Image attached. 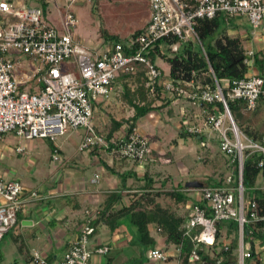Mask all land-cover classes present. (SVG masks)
<instances>
[{
    "label": "built area",
    "instance_id": "built-area-1",
    "mask_svg": "<svg viewBox=\"0 0 264 264\" xmlns=\"http://www.w3.org/2000/svg\"><path fill=\"white\" fill-rule=\"evenodd\" d=\"M148 1L150 19L141 34L129 43L89 51L74 40L73 33L79 23L72 7L74 0H65L60 27L49 22L42 7H16L1 0L0 139L14 134L28 141L48 139L55 143L70 129L83 128L86 135L80 152L96 148L111 150L122 159L144 165L152 149L149 139L137 127L127 133L124 125L119 135L108 139L93 125L95 103L111 100L114 93L121 94L122 85L117 84L122 75H132L143 68L146 88L157 106L180 99L197 106L220 102L223 112H215L201 121L195 120L199 117L184 118L183 122L185 133L200 139L202 147H208L209 140L204 138L209 139L211 130L215 131L218 148L229 158L233 169L220 186L189 189L196 203L190 205V215L183 226L184 235L193 244L188 264H209L200 252L214 251L221 225L230 222L237 226V263L254 260L256 264L260 259H254L252 251L246 248V237L249 227L264 223V212L254 196L248 197L243 173L245 161L252 154L263 156L259 168H264V137L256 140L238 127L227 98L244 101V113L255 112L258 100L264 98V79L247 75L223 85L216 80L215 89L195 85L193 81L176 84L164 75L150 54L162 40L176 39L178 42L171 46L173 51L178 50L180 42H200L196 31L198 22L218 15L246 19L253 30H259L264 23V0ZM253 57L254 52L248 50L245 62L250 67ZM25 66L31 68L25 69ZM224 88H229L227 95ZM16 153L23 154L24 149L18 147ZM52 160L63 161L58 146L53 148ZM25 194L26 188L20 181L5 180L0 175V244L17 222ZM31 197L37 199L41 195L32 191ZM95 231L90 220L59 264H91L94 254H108V246L91 248ZM175 251L177 264H183L182 247L177 246ZM173 256L163 249L149 252L152 261L169 262ZM32 257L34 264H50L39 253Z\"/></svg>",
    "mask_w": 264,
    "mask_h": 264
},
{
    "label": "crops",
    "instance_id": "crops-1",
    "mask_svg": "<svg viewBox=\"0 0 264 264\" xmlns=\"http://www.w3.org/2000/svg\"><path fill=\"white\" fill-rule=\"evenodd\" d=\"M7 1L10 3L13 2L27 3L29 0H7ZM30 1L38 3L40 6H42L44 10L48 7L50 2V0H30ZM13 4L15 5L16 3ZM64 4L65 1L61 3V7L58 6L57 8V19H55L54 17H52V20L51 18L48 19L49 21L52 22V24L59 27L61 26V22H62V16L64 12L62 8ZM45 14L46 17L48 18V14L46 10H45ZM246 21L247 20L244 19L242 20V22L245 24L246 29H244L241 26L242 27L241 30L240 29L237 30L240 33V37L246 39V41L250 44L255 43V45L258 46L257 51H262V50L264 51V23L261 29L253 30L249 22ZM74 40L78 45L83 46L78 39L75 38ZM248 50L253 52L255 51L254 49H248ZM253 75H258V72L252 66L249 70L248 76H253ZM117 85H121V84L119 83ZM115 96L118 95H115L114 93L112 97V101L110 102L109 100L107 101V103L105 102L106 103L105 105L106 106L111 105ZM99 106H101L100 102L95 103V111L98 109ZM118 106L119 104L114 107L117 108ZM111 108H113V106ZM190 108L195 109V105L186 99H180L177 100L176 102L169 104L166 107L161 108L160 110L153 111L151 114L141 118L136 126L139 132L145 137H147L148 136L147 132L139 128L140 122H142V120L144 119H148L147 121L150 122L149 125L151 129L156 128L157 124L155 125L154 120L150 119L149 117H152L153 115H154L153 117H155L157 112L160 115L161 118L160 120H162L160 121L161 125L164 126L165 124L167 125L169 123H172L171 124L172 131L174 132V130L176 129L178 134H180L179 135L180 141L177 142L178 145H181L180 142L182 140H186L187 142L188 140L195 139L190 137L187 133H185L183 129L184 118H190V120L192 119L194 120L195 117H199V119H195L196 121L197 120L199 121L200 119L202 120V118H204V113L202 110L201 113L199 112H196L197 114L194 113V117H192V115L191 116L188 115V110ZM114 112H116V110ZM95 113L96 112H94L93 125L95 126L96 131L107 136L109 134L110 128L113 126L112 120L114 118L110 116L109 117L100 116V118L96 122L95 117L97 116L95 115ZM133 114H134V110H133ZM165 118L168 121L169 120L170 121L168 123H165L164 121ZM116 120H120V119H116ZM145 124H147V122ZM123 126L124 125L122 124L121 128L118 131H116L114 134L119 135L121 130H123ZM168 129L170 128L168 127ZM83 138L84 136L80 138L78 145L79 147ZM197 140L201 145L200 139ZM204 140L205 141L209 140L208 147L207 148L205 147L207 151L211 150L212 152V150H215V145L218 147V140L216 137L214 138L211 137L210 135L209 139L206 137L204 138ZM150 143L153 145V142L150 141ZM56 146L60 148L63 161L60 163L54 162L52 160V154H51V161L54 163V171L51 174H48L47 178L46 177L43 178L42 182L40 184H37L36 186L24 185L20 180H18L26 188V194L24 195L23 198L24 206L22 210L18 213L17 222L12 227V229L16 228L17 229L16 233L19 236H22L23 233H27L29 239L28 246L29 249L31 250L30 251L31 255H33L34 253H39L43 258H45V260L48 263L59 264L63 260L64 253L69 248L70 244L78 238L81 229L86 224H88L90 220H92V225L95 227L96 231L91 238L92 239L91 248L95 249L103 246H108L110 251L106 255L94 254L91 259V264H113V262H115L114 260L117 257L113 258L111 256L112 255L121 256L122 254H125L124 253L125 250L131 246H133L134 248L142 247L144 250L142 255H144L146 251L147 253H149L153 249L166 250L170 252L171 255H174L168 263L177 264V259H176L177 257H175L176 255L175 249L177 246L168 245L165 242V239L159 235V231L157 230L156 226L154 225L151 226V235L156 238L157 244L154 248L150 247L148 249H145V247L138 242L136 228L134 225L131 224L126 214L123 215L121 213L115 217L116 222L120 225V228H116V229H112L107 222L103 220H99L104 215L105 210H110V212L111 211L118 212L126 208H129L141 197L142 194H144V192H150L153 197V195H156L154 193L170 191V190L167 191L160 190L163 187V184L160 185L161 181L163 180L159 181L158 180L159 178L156 179L150 174L151 171L149 170L151 168V165L149 163L151 159L146 164L141 165L137 162H132L129 160L122 159L116 156V154L111 150L98 149L95 152L93 151L80 152L79 147H78V151L75 154H71L70 156L69 155L67 156L61 145L55 144L54 147ZM4 155H6V153H5L4 145H2L0 146V157H3ZM18 155H22V154H18ZM226 158L229 160L228 157ZM79 164L82 166H80ZM179 165L181 167V170L184 171L185 176L188 175V171H187L188 168L186 167V165L183 164V162H179ZM90 169H92L93 171H91ZM0 175L2 176L1 173ZM148 179H150V181L151 180L153 181V185L151 187L152 189L150 191L143 189V186L146 184ZM185 179L182 180L179 179L180 180L179 182ZM9 180H16V179L10 178ZM173 180L174 179L172 180L170 179V182ZM189 182L185 183L184 186L183 184L181 186L177 185L178 188L175 190H185V189L189 190L190 188L186 187V185ZM212 183H213V179L210 180V184ZM210 187H214V186H210ZM254 190H262L264 192L263 176L259 177ZM32 191H38L41 197L37 199L31 197ZM190 193L192 192L189 191V194ZM193 203H196L194 201V198L189 199V201L183 204L181 207L183 208L184 213L183 214L178 213V215L186 217L187 218L186 221L188 220L190 215V205ZM125 221H128L134 228V232H133L134 239L132 241L129 240L130 239L129 237L131 236L125 230L126 227L125 226L123 227V223ZM112 222H114V219ZM231 224L232 223L230 222L223 225L221 231V241L223 242L224 246L226 245L229 246L232 240L236 237L235 232L232 231L233 228ZM25 230H27V232ZM155 234H157L161 238V247L158 246L159 241ZM5 237L6 235L4 236L3 240L5 239ZM246 243H247L246 244L247 249L251 251L254 249L256 253L254 259L256 258H257L256 260L260 259L261 263L264 264L263 243H261V241H259L258 239H253L252 241H249V239H247ZM210 252H215V251H210ZM236 253H237V249L234 251L231 260L232 262L235 261V264H238ZM30 259L33 262V257ZM119 260L120 262H125V260L122 259L121 257ZM253 263L254 260H250L247 261L246 264H253Z\"/></svg>",
    "mask_w": 264,
    "mask_h": 264
},
{
    "label": "rangeland",
    "instance_id": "rangeland-1",
    "mask_svg": "<svg viewBox=\"0 0 264 264\" xmlns=\"http://www.w3.org/2000/svg\"><path fill=\"white\" fill-rule=\"evenodd\" d=\"M64 1L50 0L48 7L45 9L48 14V19L51 18L52 20V17L57 19V8L58 6L61 7V3ZM13 3H16V7H42L38 3L31 2L30 0L27 2L28 4L25 2ZM72 7L79 19L78 26L73 34L82 43V47H85L89 51H103L105 49V40L101 35L102 29L106 30L111 36H118L121 39H125L144 28L150 19L148 0H99V3L96 0H74ZM62 10H65V8L63 7ZM241 20L243 18H236L232 24L241 23ZM49 22L52 23L51 21ZM242 24L244 23L242 22ZM243 28L246 29V27ZM229 34L231 36H240V33L232 28L229 29ZM244 45L247 50H258V46L255 43L250 44L245 41ZM157 63L162 68L164 75L169 77L170 65L162 61V59H158ZM28 68L31 67L25 66V69ZM123 101L120 95L115 96L113 102L109 105L110 108L105 105L107 101H100L101 106L95 111V115L97 116L95 117L96 122L100 116H110L120 120L130 118L133 115V110ZM118 104L119 106L115 108L114 106ZM112 106L113 108H111ZM190 109L188 110V115H192V117H194V113L202 112L200 110L201 107L197 105H195V109ZM115 110L116 112H114ZM153 116L149 118L154 120L155 125L157 124L156 128L151 129L150 122L147 121L148 119L142 120L139 128L147 132L149 141L153 142V145L150 143L152 153L149 156V160L151 159L149 163L151 168L149 171H151L150 174L154 178H159V181L163 180L160 183V185L163 184L160 190L172 191L177 189L179 185L181 186L183 184L184 186L189 181H199L204 183L205 186H208L212 179L223 183L233 173V169L229 165V160L220 152L216 145L215 150H212V152L211 150L207 151L205 147H201L196 138L188 140L187 142L186 140H182L180 142L181 145H178L177 141H180V134H178L176 129L174 132L172 131V123L163 126L160 123L162 121L160 120V115L156 112V116ZM245 117L250 118L251 123H246L244 128L253 132H257V129L264 132V109L259 114L255 112L245 113ZM164 121L168 123L170 120L168 121L165 118ZM146 122L147 124H145ZM85 135L86 129H70L66 135L59 137L55 144L61 145L66 155L70 156L78 151L80 138ZM217 135L215 131L211 130V137L217 138ZM55 144L48 139L28 141L16 137L14 134H7L0 139V146L4 145L6 153V155L0 157V173L5 180L13 178L20 180L24 185L31 186L40 184L43 178H47V175L54 171L51 152ZM18 147L24 149V154L18 155L16 153ZM179 162H183L186 165L188 175L185 176ZM90 170L93 171L92 169ZM170 179L174 180L170 182ZM179 179L185 180L179 182ZM253 191V189L247 190L248 197L253 194ZM162 193L163 195L160 197L153 195L154 202H158L160 205L172 209L177 214L184 213L181 204H175L170 197L164 194L165 192ZM189 195V198L192 199L193 194L191 193ZM124 223L123 227H126L125 230L131 236L129 240L132 241L134 239V228L128 221ZM16 231L17 229L13 228L6 234L5 239L1 243V264H34L30 259L32 255L28 246L29 239L27 233L19 236ZM25 231L27 232V230ZM155 235L159 241L158 246L161 247V238L157 234ZM217 249L219 251L220 247ZM143 252L142 247L134 248L131 246L125 250V254L121 256L112 255L111 257H117L113 264H169L168 262L152 261L149 253L146 251L144 256L142 255ZM120 257L125 262H120Z\"/></svg>",
    "mask_w": 264,
    "mask_h": 264
},
{
    "label": "trees",
    "instance_id": "trees-1",
    "mask_svg": "<svg viewBox=\"0 0 264 264\" xmlns=\"http://www.w3.org/2000/svg\"><path fill=\"white\" fill-rule=\"evenodd\" d=\"M99 0H96V2ZM240 17H227L218 15L212 20H200L196 26L200 42L198 41H185L179 43L177 51H173L171 46L177 43L174 40H162L159 41L152 50L150 57L154 63H157L158 59L167 62L170 65V75L172 81L176 84H185L188 82H194L195 85L209 86L212 89L216 87V80L223 85L225 82L233 83L235 80L245 78L250 70V66L245 62L247 59V49L244 42L246 39L240 36H231L229 29L239 30L245 27L241 23H233V20ZM242 21V20H241ZM239 25V26H238ZM144 28L136 31L130 37L121 39L118 36H111L104 29L101 30V35L105 40V45L114 46L116 43H129L131 39L136 38L143 32ZM253 61V67L257 70L258 75L264 79V51L255 52ZM162 70V68H160ZM163 71V70H162ZM122 85V92L120 94L123 102H126L134 110L132 117L127 120H112L113 126L110 128L108 139L115 136V132L121 128V125H127L126 131L130 132L134 127H137L139 120L153 111L160 110L163 107L168 106L173 101H166L162 106L155 105V99L151 97L149 91L146 88V79L143 68H139L135 74L122 75L119 82ZM229 88H224V93L227 95ZM229 109L234 117V120L238 127L244 131L245 134L254 138L262 139L264 132L257 129V132L250 131L244 128L246 123H251L250 118L245 117L244 107L245 102L242 100H232L227 98ZM202 105V106H201ZM204 117L215 114V112H223L224 108L222 103H200ZM264 109V98L261 97L257 102V109L255 113H260ZM254 113V112H253ZM125 131V132H126ZM99 148L93 150L97 151ZM112 149V148H110ZM117 149V148H116ZM263 156L259 154L250 155L245 161L243 184L247 190L255 189L257 181L260 176L264 177V168H259V162ZM153 185V181L147 180L143 186L144 190L150 191ZM210 186H220L221 182H217L213 179V183ZM185 189V188H183ZM167 197H170L175 204L183 205L189 201V190H172L164 193ZM191 194V193H190ZM161 196L162 192L156 194ZM256 201L260 204L264 212V192L262 190H254L253 194ZM126 214L132 225L135 226L138 236V242L145 247L154 248L157 244V240L151 235V226H156L159 231V235L165 239L168 245L181 246V258L183 264H188L189 255L193 248V244L189 238L184 235V224L186 217L178 215L170 208L164 207L154 202L152 194L150 192H144L141 197L129 208L122 211L114 212L105 210L104 215L99 220L107 222L112 229L120 228V225L116 222L115 217L119 214ZM119 217V216H118ZM114 219V222H112ZM233 232L236 237L232 240L228 246V250H225V246L221 241L222 224L217 244L214 248L215 255L213 256L210 251L202 250L200 253L203 259L209 264H217L221 261V264H235L232 262L234 251L237 249V226L236 223L231 222ZM249 234L246 240L252 241L258 239L264 245V223L258 225H252L248 229ZM220 250L217 251V248ZM253 257L256 253L252 250ZM145 256V254H144ZM257 259V258H256ZM256 264H262L258 260Z\"/></svg>",
    "mask_w": 264,
    "mask_h": 264
},
{
    "label": "water",
    "instance_id": "water-1",
    "mask_svg": "<svg viewBox=\"0 0 264 264\" xmlns=\"http://www.w3.org/2000/svg\"><path fill=\"white\" fill-rule=\"evenodd\" d=\"M203 186L204 184L199 181H191L186 185L187 188H202Z\"/></svg>",
    "mask_w": 264,
    "mask_h": 264
}]
</instances>
